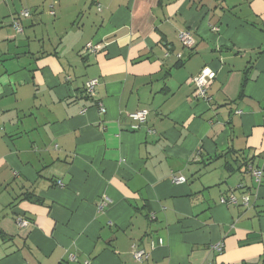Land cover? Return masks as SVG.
<instances>
[{
  "label": "crops",
  "instance_id": "obj_1",
  "mask_svg": "<svg viewBox=\"0 0 264 264\" xmlns=\"http://www.w3.org/2000/svg\"><path fill=\"white\" fill-rule=\"evenodd\" d=\"M86 262L264 264V0H0V264Z\"/></svg>",
  "mask_w": 264,
  "mask_h": 264
},
{
  "label": "built area",
  "instance_id": "obj_2",
  "mask_svg": "<svg viewBox=\"0 0 264 264\" xmlns=\"http://www.w3.org/2000/svg\"><path fill=\"white\" fill-rule=\"evenodd\" d=\"M97 11L100 10V5H96ZM53 14V13H52ZM29 12L27 10H24L19 13V18H28ZM16 19L12 21V28L13 30L21 34L22 33V27L20 24V20ZM179 42L184 48L191 49L194 46V41L192 37L188 33H180L178 35ZM88 52L95 53L94 51L96 48H92L90 45L87 46ZM177 58L180 59V55H177ZM215 78V72H213L210 68L204 67L201 69L199 74L193 78V84H194V92L193 97L195 100L203 101L205 103L211 102V97L208 94L210 85L212 81ZM98 85L97 79H91L85 83L84 87V94L87 98L92 99L95 95V88ZM98 112L100 114L105 113V109L102 105L98 106ZM147 112L146 111H137L135 113H132L129 115V118H131L133 121H135L138 125L143 124L146 121ZM133 130H137L138 126H132ZM247 172L250 173V175L253 177L255 182L259 184L263 177V170L262 169H253L252 167L247 168ZM186 180L182 176H172L171 182L173 184H182ZM222 203L227 204H236V199L233 196H230L227 201L222 200ZM243 204H247L248 197L244 196L242 197ZM16 223L18 227L24 228L28 225V222L23 218H18L16 220ZM160 242V241H159ZM224 249V245L222 243L213 244L210 246V250L213 251L216 254H221ZM132 256L136 261H141L146 254L144 251L137 249L135 247L132 248ZM84 264H89L88 262ZM206 264H215V263H206Z\"/></svg>",
  "mask_w": 264,
  "mask_h": 264
},
{
  "label": "trees",
  "instance_id": "obj_3",
  "mask_svg": "<svg viewBox=\"0 0 264 264\" xmlns=\"http://www.w3.org/2000/svg\"><path fill=\"white\" fill-rule=\"evenodd\" d=\"M23 11H24V10H23ZM27 11H28V10H27ZM21 12H22V11H21ZM28 12H29V11H28ZM29 15H30V13H29ZM18 18H19V14H18V16H17L16 19H18ZM16 19H13V20H16ZM21 19H25V18H19V20H21ZM13 20H12V21H13ZM20 24H21V23H20ZM11 25H12V22H11ZM11 27H12V26H11ZM21 27H22V26H21ZM12 29H13V28H12ZM22 31H23V30H22ZM14 32H15V31H14ZM17 34H18V33H17ZM193 47H194V46H193ZM193 47H192L191 49H193ZM191 49H190V50H191ZM245 168H246V172H247V168H248V167L245 166Z\"/></svg>",
  "mask_w": 264,
  "mask_h": 264
}]
</instances>
